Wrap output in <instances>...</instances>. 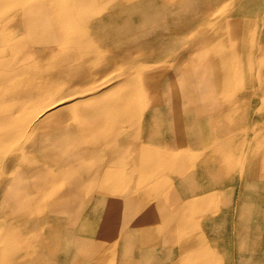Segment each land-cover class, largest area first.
<instances>
[{"label": "crops", "instance_id": "0c3cea01", "mask_svg": "<svg viewBox=\"0 0 264 264\" xmlns=\"http://www.w3.org/2000/svg\"><path fill=\"white\" fill-rule=\"evenodd\" d=\"M100 18L68 56L107 80L55 94V150L7 191L37 200L0 224V264H220L230 245L253 264L254 237L264 264V0H100Z\"/></svg>", "mask_w": 264, "mask_h": 264}, {"label": "rangeland", "instance_id": "374dc122", "mask_svg": "<svg viewBox=\"0 0 264 264\" xmlns=\"http://www.w3.org/2000/svg\"><path fill=\"white\" fill-rule=\"evenodd\" d=\"M32 1L43 2L50 8L47 14L52 23L51 31L57 34L50 42L43 41L44 33L38 31L41 37L37 39L27 29L25 11L20 3H0V123L6 117L11 121L0 125V224L8 221L18 228L22 203L26 205L29 200L36 204L37 198L8 196L7 191L20 192L22 186H35L36 180L30 181L29 174H35L38 162L42 163L55 150L54 134L46 132L53 124L60 123L52 117L51 109L57 103L55 94L99 91L107 80L105 77L102 81V75L110 71L103 69L101 66L105 64H99V60L84 62L79 57L70 60L68 56L76 27H83L91 37L101 29L100 0H89L87 6L80 3L84 0ZM26 11L33 17L37 15L34 8L28 7ZM81 14L90 18L84 22L78 17ZM71 52L78 53L72 49ZM93 54L100 56L99 51ZM253 231L256 233L255 228ZM236 232L222 230V236L231 237ZM206 233L212 236L213 230L206 229ZM255 240L254 237L253 264H259L256 259L259 244ZM227 247L222 249L220 264H235L231 254L235 247ZM205 264L213 262L209 260Z\"/></svg>", "mask_w": 264, "mask_h": 264}, {"label": "bare ground", "instance_id": "6f19581e", "mask_svg": "<svg viewBox=\"0 0 264 264\" xmlns=\"http://www.w3.org/2000/svg\"><path fill=\"white\" fill-rule=\"evenodd\" d=\"M22 1L25 3V5L31 6V8H34V10H36L37 12H40L42 14V16L40 17L42 19V24L45 27H47L48 22L45 21V17H46L45 14L47 13L48 10H50V8L45 3H35V2H32V1H28V0H17L15 3L22 2ZM26 17H27V20H26V22H27V29L30 32H32V30H34L36 28L37 22H36L35 19H33L29 15H27ZM43 41H45V40H43Z\"/></svg>", "mask_w": 264, "mask_h": 264}]
</instances>
